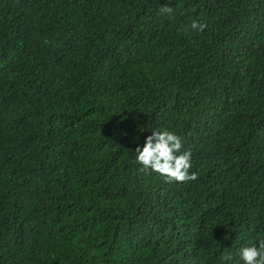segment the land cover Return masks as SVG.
Returning <instances> with one entry per match:
<instances>
[{
    "label": "trees",
    "instance_id": "16d2710c",
    "mask_svg": "<svg viewBox=\"0 0 264 264\" xmlns=\"http://www.w3.org/2000/svg\"><path fill=\"white\" fill-rule=\"evenodd\" d=\"M162 128L196 181L141 171ZM261 239L264 0H0V264H225Z\"/></svg>",
    "mask_w": 264,
    "mask_h": 264
},
{
    "label": "clouds",
    "instance_id": "9594fccd",
    "mask_svg": "<svg viewBox=\"0 0 264 264\" xmlns=\"http://www.w3.org/2000/svg\"><path fill=\"white\" fill-rule=\"evenodd\" d=\"M160 12L171 16L174 9L168 6L160 7ZM195 11V9H193ZM207 24L193 19L181 31L203 33ZM135 161L141 166V171L155 173L166 182L187 183L196 181L198 173L193 168L191 147L185 146L180 135L167 128L154 129L148 135L143 146L135 148ZM225 264H264V239L239 249L238 260L231 253L223 256Z\"/></svg>",
    "mask_w": 264,
    "mask_h": 264
}]
</instances>
